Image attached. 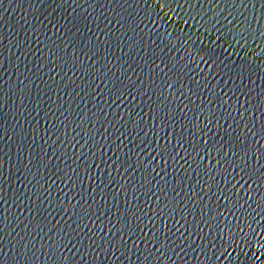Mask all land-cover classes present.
I'll list each match as a JSON object with an SVG mask.
<instances>
[{
  "label": "water",
  "instance_id": "water-1",
  "mask_svg": "<svg viewBox=\"0 0 264 264\" xmlns=\"http://www.w3.org/2000/svg\"><path fill=\"white\" fill-rule=\"evenodd\" d=\"M0 264H264V0H0Z\"/></svg>",
  "mask_w": 264,
  "mask_h": 264
},
{
  "label": "snow or ice",
  "instance_id": "snow-or-ice-1",
  "mask_svg": "<svg viewBox=\"0 0 264 264\" xmlns=\"http://www.w3.org/2000/svg\"><path fill=\"white\" fill-rule=\"evenodd\" d=\"M49 195H50V193H49ZM65 235H67V233Z\"/></svg>",
  "mask_w": 264,
  "mask_h": 264
}]
</instances>
